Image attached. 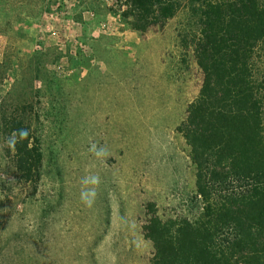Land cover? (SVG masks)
<instances>
[{
    "label": "rangeland",
    "instance_id": "rangeland-1",
    "mask_svg": "<svg viewBox=\"0 0 264 264\" xmlns=\"http://www.w3.org/2000/svg\"><path fill=\"white\" fill-rule=\"evenodd\" d=\"M197 27L187 9L142 32L114 0H0V264H151L150 218H198L176 130L202 83ZM14 120L42 155L30 182L8 146Z\"/></svg>",
    "mask_w": 264,
    "mask_h": 264
},
{
    "label": "trees",
    "instance_id": "trees-1",
    "mask_svg": "<svg viewBox=\"0 0 264 264\" xmlns=\"http://www.w3.org/2000/svg\"><path fill=\"white\" fill-rule=\"evenodd\" d=\"M114 1L142 32L182 9L198 19L192 44L202 83L176 130L190 149L202 211L195 220L150 218L151 264H264V76L254 68L264 2ZM11 132L15 166L30 182L42 155L24 121L14 120Z\"/></svg>",
    "mask_w": 264,
    "mask_h": 264
},
{
    "label": "clouds",
    "instance_id": "clouds-1",
    "mask_svg": "<svg viewBox=\"0 0 264 264\" xmlns=\"http://www.w3.org/2000/svg\"><path fill=\"white\" fill-rule=\"evenodd\" d=\"M15 143H16V137L14 134L13 137L9 138L8 146L11 148H14ZM90 151H93L97 157H101L102 155L106 154V150L104 148H97L95 145H93L91 147ZM82 184L93 186L92 188H89L87 190L86 194H85V192L81 193L82 202L85 203L86 206L91 207L95 201V198H96V190L95 189L98 188V186L100 184V177L98 175H95V174L87 176L82 180Z\"/></svg>",
    "mask_w": 264,
    "mask_h": 264
}]
</instances>
